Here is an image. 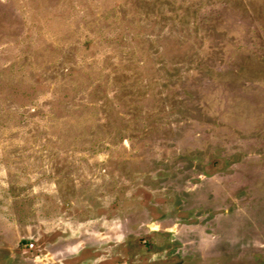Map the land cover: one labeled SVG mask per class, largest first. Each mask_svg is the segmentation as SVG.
<instances>
[{"label":"rangeland","instance_id":"rangeland-1","mask_svg":"<svg viewBox=\"0 0 264 264\" xmlns=\"http://www.w3.org/2000/svg\"><path fill=\"white\" fill-rule=\"evenodd\" d=\"M0 264H264V0H0Z\"/></svg>","mask_w":264,"mask_h":264}]
</instances>
